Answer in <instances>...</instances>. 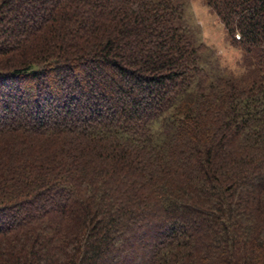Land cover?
Wrapping results in <instances>:
<instances>
[{"label": "trees", "instance_id": "obj_1", "mask_svg": "<svg viewBox=\"0 0 264 264\" xmlns=\"http://www.w3.org/2000/svg\"><path fill=\"white\" fill-rule=\"evenodd\" d=\"M203 1L236 72L185 0H0V264H264V0Z\"/></svg>", "mask_w": 264, "mask_h": 264}, {"label": "rangeland", "instance_id": "obj_2", "mask_svg": "<svg viewBox=\"0 0 264 264\" xmlns=\"http://www.w3.org/2000/svg\"><path fill=\"white\" fill-rule=\"evenodd\" d=\"M185 22L192 32L206 45L211 58V67L220 65L230 72L238 69L242 55L232 44L226 30L215 13L203 0H185ZM239 38V35H236Z\"/></svg>", "mask_w": 264, "mask_h": 264}]
</instances>
